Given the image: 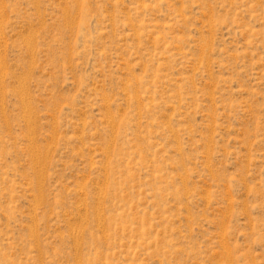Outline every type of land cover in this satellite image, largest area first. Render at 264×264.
<instances>
[{
  "label": "rangeland",
  "instance_id": "1",
  "mask_svg": "<svg viewBox=\"0 0 264 264\" xmlns=\"http://www.w3.org/2000/svg\"><path fill=\"white\" fill-rule=\"evenodd\" d=\"M0 264H264V0H0Z\"/></svg>",
  "mask_w": 264,
  "mask_h": 264
}]
</instances>
